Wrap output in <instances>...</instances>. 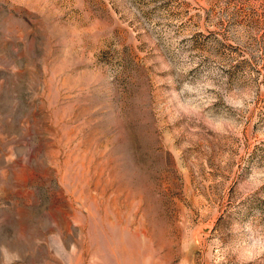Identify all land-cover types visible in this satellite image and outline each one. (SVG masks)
Segmentation results:
<instances>
[{
	"label": "rangeland",
	"instance_id": "374dc122",
	"mask_svg": "<svg viewBox=\"0 0 264 264\" xmlns=\"http://www.w3.org/2000/svg\"><path fill=\"white\" fill-rule=\"evenodd\" d=\"M0 264H264V0H0Z\"/></svg>",
	"mask_w": 264,
	"mask_h": 264
}]
</instances>
